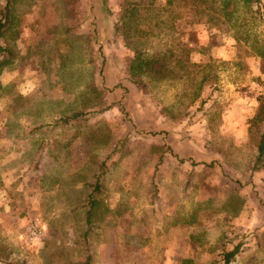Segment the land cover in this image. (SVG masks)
Segmentation results:
<instances>
[{
	"label": "rangeland",
	"instance_id": "obj_1",
	"mask_svg": "<svg viewBox=\"0 0 264 264\" xmlns=\"http://www.w3.org/2000/svg\"><path fill=\"white\" fill-rule=\"evenodd\" d=\"M151 2L12 0L2 36L10 52L0 54V184L14 186L9 172L19 173L22 194L40 187L46 205L28 217L22 246L74 208L76 231L87 217L120 235L115 259L164 264L174 241L175 264H224L237 244L232 264H264V155L253 169L264 130V0L212 38L208 24L174 21L166 0ZM189 59L203 70L187 69Z\"/></svg>",
	"mask_w": 264,
	"mask_h": 264
},
{
	"label": "crops",
	"instance_id": "obj_2",
	"mask_svg": "<svg viewBox=\"0 0 264 264\" xmlns=\"http://www.w3.org/2000/svg\"><path fill=\"white\" fill-rule=\"evenodd\" d=\"M9 173L10 177L18 175V178L14 186H11L12 181L8 186L0 184V191L7 189L0 195V264H138L136 259L132 262L121 257L115 259L122 255L126 243L121 242L119 234L113 240L107 226L97 229L86 217L82 232L76 231L81 226L71 218L74 208H67L62 216L56 214L49 218L42 240L24 248L28 217L33 212L45 211L46 205L42 203V188H35L36 197L22 194L24 186L20 174ZM19 193L23 196L17 197ZM163 263L175 264L174 241L166 246Z\"/></svg>",
	"mask_w": 264,
	"mask_h": 264
},
{
	"label": "trees",
	"instance_id": "obj_3",
	"mask_svg": "<svg viewBox=\"0 0 264 264\" xmlns=\"http://www.w3.org/2000/svg\"><path fill=\"white\" fill-rule=\"evenodd\" d=\"M6 4L3 9V17L0 18V54L10 52V50L2 43L4 29L11 20L12 0H5ZM158 0H152L151 4L156 8H162L163 5L158 4ZM253 0H166V10L170 12L172 20L190 19L191 23L204 22L209 25L211 34L210 38L216 35L218 24L223 22H234L240 18L242 8H247ZM132 15H135L134 13ZM240 41L239 38L236 37ZM211 40L205 41L204 44L209 45ZM192 52V51H191ZM203 52V51H202ZM206 52V51H205ZM137 54V56H139ZM164 62V60H162ZM198 60H187L186 68L203 70ZM167 65L163 63L161 68ZM151 67V65H150ZM80 113H76L74 117H78ZM258 157L254 165V170L258 168V164L262 161L264 155V130L258 145ZM241 250V245L237 244L232 250L224 251V264H232Z\"/></svg>",
	"mask_w": 264,
	"mask_h": 264
},
{
	"label": "built area",
	"instance_id": "obj_4",
	"mask_svg": "<svg viewBox=\"0 0 264 264\" xmlns=\"http://www.w3.org/2000/svg\"><path fill=\"white\" fill-rule=\"evenodd\" d=\"M29 233L31 240H35V241L40 240L42 235V229L38 220H34L32 222L31 226L29 227Z\"/></svg>",
	"mask_w": 264,
	"mask_h": 264
}]
</instances>
